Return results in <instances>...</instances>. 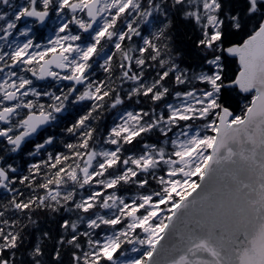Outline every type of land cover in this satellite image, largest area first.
I'll return each mask as SVG.
<instances>
[{"label": "snow or ice", "instance_id": "1", "mask_svg": "<svg viewBox=\"0 0 264 264\" xmlns=\"http://www.w3.org/2000/svg\"><path fill=\"white\" fill-rule=\"evenodd\" d=\"M0 264H264V0H0Z\"/></svg>", "mask_w": 264, "mask_h": 264}]
</instances>
